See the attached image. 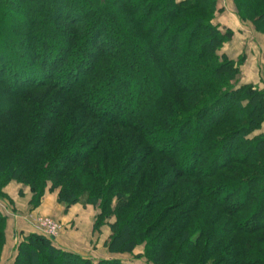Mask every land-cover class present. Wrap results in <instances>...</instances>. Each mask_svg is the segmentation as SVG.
Here are the masks:
<instances>
[{"label": "trees", "instance_id": "trees-1", "mask_svg": "<svg viewBox=\"0 0 264 264\" xmlns=\"http://www.w3.org/2000/svg\"><path fill=\"white\" fill-rule=\"evenodd\" d=\"M234 2L264 33V0ZM216 13L217 0H0V181L26 184L34 207L57 190L98 208L109 253L264 264V90L238 85ZM7 221L0 210V263ZM21 236L13 264H136Z\"/></svg>", "mask_w": 264, "mask_h": 264}, {"label": "rangeland", "instance_id": "rangeland-1", "mask_svg": "<svg viewBox=\"0 0 264 264\" xmlns=\"http://www.w3.org/2000/svg\"><path fill=\"white\" fill-rule=\"evenodd\" d=\"M214 21L221 28H223V30L230 28L234 32L232 38L227 43L224 44L220 53L221 54L225 53L230 58L237 60L236 63L240 70V73L238 76V85H242L245 83H252L256 85L260 90L263 91L264 90V33L263 31L257 30L250 21L241 20L240 16L238 15L237 6L234 0H217V13H216V18ZM3 22H5L4 27L6 28H7V25L9 26L11 24L10 20H5ZM49 26H51V24H49ZM259 28L264 30V23L259 24ZM49 29H50L49 30L50 35L56 37L57 40L65 38V37L62 38L60 34H55V31L52 27H50ZM178 42L184 45L183 40L182 41L178 40ZM114 82L116 83L117 81L115 80ZM127 85L125 84V86L128 87V90L133 89V86H132L133 83L130 82V83H127ZM36 98L39 100V97H36ZM16 105L17 104L15 103H11L9 106V110L13 111ZM28 107L30 108V106ZM75 111H73V114L76 113L77 117H74L73 114L71 113V115L67 114L65 119L72 120V119H78V117H81L79 116V114H77L78 113L77 111H80V110H75ZM49 113L51 112H47L48 114L47 119H49V116H50ZM7 123H9V121H7L6 124ZM257 133H264V125L259 130H256L251 135H255ZM107 136L112 137L113 135H107ZM158 160L159 159H157V161ZM148 163L152 164L151 161H149ZM27 189L30 191L31 199H32L33 194L30 188L26 184L18 182L14 179L3 178L0 181V210L2 211V213H4L5 215L6 214L8 215V213L9 215H13L12 211L14 210L12 206L15 205L16 208H17V205L19 206L18 203L19 201H21L20 198L25 197L24 192L27 191ZM56 192L57 190H47L45 195L48 194V196H53ZM31 199L29 201L31 210L30 211L26 210V212L29 213L30 216L32 215L33 217L35 216V219L37 220L36 230L38 232L48 235L47 232L42 231L43 229L42 230L40 229V226L38 224V220L41 217L49 218L50 220L54 221L56 224L59 225L60 227L59 232L55 236L48 235V236L53 237L57 244H58V239H60V241H63V239H66L65 238L66 235L65 236L63 235L66 231L67 232L72 231L75 233L80 232L81 234L85 231L90 232L91 239L87 238L85 242H82V244L80 243V240H79V243L75 245L67 242V245L69 247L71 246L73 249H76L77 253L81 251L85 253L87 257L94 258L95 260L107 258V257H104L105 255L103 254L102 251H99V249L103 250V248H100L99 238H102L104 240V238L107 235H105V233L102 232L103 226L99 230H95L94 228V221H95L96 215L99 213L98 208H95L93 205H89V204L86 205L84 204L85 202L83 201L80 204L82 206H78L76 212L72 211L71 213V210L68 211V209L74 205L67 207L66 205L63 204L67 209L63 211L64 218L67 221H63L62 218L52 216L51 214L45 215L41 213H34V210L37 207H34L32 205ZM3 204L6 206V209L9 212H6L4 210ZM163 207L164 205H161L156 208L154 214L151 216V218L147 220L146 224L144 225V229L154 223L155 218L157 217L158 213H160L163 210ZM32 211H33V214H32ZM73 213H76V214H73ZM168 221L169 219H166L164 222H160L159 225L157 224L155 233L153 236L159 234V232L164 227H166ZM105 229L107 230V228ZM9 230L11 229H10V226H8V221H7V242L8 243L4 247L0 264H13L14 258L17 253L16 250H17L18 242L20 241L19 237H16L15 233H13L12 231L10 234ZM143 251H144V245H140L135 249L134 253H124V254L111 253L109 254V256L110 257L115 256V257L122 259L125 262H130V263L151 264L147 262V260L144 257L143 258L139 257V255H142ZM193 263L195 264L194 260L192 261L190 260L185 264H193Z\"/></svg>", "mask_w": 264, "mask_h": 264}, {"label": "crops", "instance_id": "crops-1", "mask_svg": "<svg viewBox=\"0 0 264 264\" xmlns=\"http://www.w3.org/2000/svg\"><path fill=\"white\" fill-rule=\"evenodd\" d=\"M12 193H14V192H12ZM24 193H25V197L20 198L21 201H19V203H18L19 206L17 205V208L15 207V205L12 206V208L14 210V211H12L13 215H9V213H8V215L6 214L8 216V218H9L8 226H10V229H11V230H9L10 234H11V231H12L13 233H15L16 237H19V240L21 239L20 233L22 231H25V232H36L37 231L36 230L37 229V227H36L37 220L35 219V216L34 217H33V215L30 216L29 213L26 212V210L27 211L31 210L30 209L31 206L29 205V201L31 199V193H30V191L28 189ZM80 204L81 203L72 206L71 208L68 209V211L71 210V213H72V211L76 212L77 207L78 206H82ZM4 210L6 212H9L6 209L5 205H4ZM65 210H67L66 207L63 204H60L58 202V200H57V192H56L53 196H48V194L45 195L43 200H42V202H41V204L34 210V213H41V214H45V215L51 214L52 216H55V217H58V218H62L63 221H67L64 218V213H63V211H65ZM61 212H62V214H61ZM32 214H33V211H32ZM73 214H76V213H73ZM105 228H107V230ZM102 232H104L105 235H107V236L104 238V240L102 238H99L100 248H103V250L99 249V251H102L103 254L105 255L104 257L108 258V257H110L109 254H111V253H108L109 251L105 247V243H106V240L108 239V236L111 233L110 227L108 225H104L103 228H102ZM63 235L64 236L66 235V237H65L66 239H63V241H60V239H58L59 246H61L64 249L71 250V251H74V252H76V249H73L71 246L69 247L67 245V242H69L70 244H74L75 245V244L79 243V240H80V243L82 244V242H85V240L87 238L91 239V233L87 232V231L83 232L82 234L80 232L79 233H75V232H72V231H69V232L66 231ZM79 253H81L84 256H86V254L81 252V251Z\"/></svg>", "mask_w": 264, "mask_h": 264}, {"label": "built area", "instance_id": "built-area-1", "mask_svg": "<svg viewBox=\"0 0 264 264\" xmlns=\"http://www.w3.org/2000/svg\"><path fill=\"white\" fill-rule=\"evenodd\" d=\"M38 224L42 231L47 232L48 235L55 236L59 232V225L56 224L54 221L50 220L49 218L41 217L38 220Z\"/></svg>", "mask_w": 264, "mask_h": 264}]
</instances>
